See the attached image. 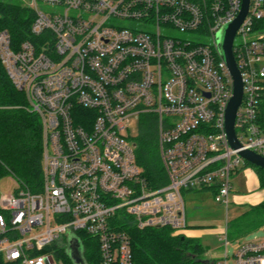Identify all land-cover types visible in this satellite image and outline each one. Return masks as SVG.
Listing matches in <instances>:
<instances>
[{
  "label": "built area",
  "instance_id": "built-area-1",
  "mask_svg": "<svg viewBox=\"0 0 264 264\" xmlns=\"http://www.w3.org/2000/svg\"><path fill=\"white\" fill-rule=\"evenodd\" d=\"M20 1L35 14L30 38L15 45L0 32V62L41 121L44 183L37 194L20 185L0 193V258L64 264L59 254L75 237L84 257L91 239L102 264H134L126 220L182 234L185 191L209 190L228 210L244 160L225 132L234 80L218 35L243 0ZM263 22L264 0H250L233 48L244 84L237 136L242 150L262 157ZM143 115L158 120L168 184L156 189L124 135ZM224 245L217 264H264V240L232 257Z\"/></svg>",
  "mask_w": 264,
  "mask_h": 264
},
{
  "label": "trees",
  "instance_id": "trees-1",
  "mask_svg": "<svg viewBox=\"0 0 264 264\" xmlns=\"http://www.w3.org/2000/svg\"><path fill=\"white\" fill-rule=\"evenodd\" d=\"M35 19L34 12L20 0H0V32L7 31L18 45L30 38ZM264 29V22L261 26ZM260 119L264 125V102ZM138 165L153 189L168 184L160 161L158 133H143L135 142ZM264 188V170L256 168ZM12 176L20 186L33 194L41 192L44 183L42 124L38 116L28 111L25 96L13 85L0 62V186ZM253 210L255 223L264 226V202ZM129 221L122 228L131 239L134 264H217L209 259L200 240L177 234L171 228L137 229ZM131 222V220H130ZM84 238L83 234H79ZM85 259L88 264H102L96 242L85 241ZM64 264H73L64 251L60 252ZM208 261V263H207ZM0 264L6 263L0 258Z\"/></svg>",
  "mask_w": 264,
  "mask_h": 264
},
{
  "label": "rangeland",
  "instance_id": "rangeland-1",
  "mask_svg": "<svg viewBox=\"0 0 264 264\" xmlns=\"http://www.w3.org/2000/svg\"><path fill=\"white\" fill-rule=\"evenodd\" d=\"M200 38L201 41L208 42L206 37L200 36ZM128 126L124 135L131 144H135L143 133L152 130L158 133L159 130L157 118L151 115L132 117ZM137 153L136 149V156ZM232 184L233 191L228 210L216 203L211 191L183 193L188 221L187 230L200 236L199 240L207 254H211L212 260L215 261L223 258L226 240L229 242L227 249L230 257L236 253L241 244L264 240V226L257 225L255 215L252 214V209L264 202V188L260 185L256 167L243 161L233 172ZM17 187L19 183L12 176H8L1 183L0 193Z\"/></svg>",
  "mask_w": 264,
  "mask_h": 264
},
{
  "label": "water",
  "instance_id": "water-1",
  "mask_svg": "<svg viewBox=\"0 0 264 264\" xmlns=\"http://www.w3.org/2000/svg\"><path fill=\"white\" fill-rule=\"evenodd\" d=\"M249 7L250 0H243V9L240 16L225 27L218 35L219 52L234 80V95L226 112L225 132L231 149L240 151L239 156L248 164L264 170V157L252 151L242 150L243 146L238 139L236 131L238 111L242 105L244 96V84L234 57L233 48L236 33L246 19ZM134 146L137 147L136 144H134ZM68 256L73 264H88L83 255L82 247L75 237L70 241Z\"/></svg>",
  "mask_w": 264,
  "mask_h": 264
},
{
  "label": "crops",
  "instance_id": "crops-1",
  "mask_svg": "<svg viewBox=\"0 0 264 264\" xmlns=\"http://www.w3.org/2000/svg\"><path fill=\"white\" fill-rule=\"evenodd\" d=\"M182 234H184L186 237H188V238H193V239H200L199 237V235H197L195 232H193V231H189V230H186L185 232H183ZM207 256H208V258L209 259H212L211 258V254H207Z\"/></svg>",
  "mask_w": 264,
  "mask_h": 264
},
{
  "label": "bare ground",
  "instance_id": "bare-ground-1",
  "mask_svg": "<svg viewBox=\"0 0 264 264\" xmlns=\"http://www.w3.org/2000/svg\"><path fill=\"white\" fill-rule=\"evenodd\" d=\"M238 174V173H237ZM209 191V190H208ZM88 239V238H87ZM86 241V240H85Z\"/></svg>",
  "mask_w": 264,
  "mask_h": 264
}]
</instances>
